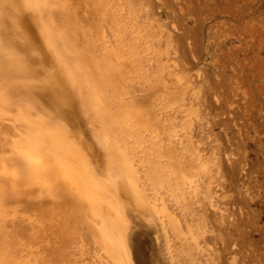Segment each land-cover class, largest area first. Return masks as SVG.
<instances>
[{"label": "rangeland", "instance_id": "374dc122", "mask_svg": "<svg viewBox=\"0 0 264 264\" xmlns=\"http://www.w3.org/2000/svg\"><path fill=\"white\" fill-rule=\"evenodd\" d=\"M37 3L66 62L94 68L95 80L104 81L106 89L100 101L108 100L116 115L128 113L137 135L121 133L124 145L112 135L107 139L110 146L128 150L143 204L114 185L121 180L105 165L97 122L71 113L91 143L93 165L58 121L63 119L29 99L3 95L0 211L9 216L0 227L17 250L10 260L3 254V264H264V0ZM20 24L30 45L15 49L41 70L39 80L51 78L58 65L43 49L37 25ZM1 25L20 27L9 21ZM99 114L103 119L104 110ZM52 150L60 151V160L50 157ZM66 171L100 187L56 176ZM182 175L184 181L189 176L191 183L185 184L194 185L186 191L193 190L176 198L174 180L180 184ZM55 176L82 189L87 199L86 189L101 194L95 197L111 206L121 244L112 248L102 237L94 245L89 232H76L66 212L64 231L54 232L55 211L63 204ZM157 181L163 188H155Z\"/></svg>", "mask_w": 264, "mask_h": 264}, {"label": "bare ground", "instance_id": "6f19581e", "mask_svg": "<svg viewBox=\"0 0 264 264\" xmlns=\"http://www.w3.org/2000/svg\"><path fill=\"white\" fill-rule=\"evenodd\" d=\"M37 4H39L37 3V0H0V98L3 95L12 96V97L17 95V96H20L24 100H28V99L31 100L36 106L42 108L43 111L54 114L55 117L58 116L61 119H63V121L59 119L58 121L69 129V137H71L70 139L77 146L80 153L82 154L87 153L89 155V158L93 165L95 164L96 160L93 157H91V154L93 155L92 149H91V143L87 142L85 138L83 137V135L81 136L79 130L77 129V126L74 125L73 119H75V117L71 113L79 111L84 117L86 118L89 117L90 122H94V121L97 122L99 125H97L96 142L101 147L104 148L105 156H106V159H104L105 165L107 167L114 168L117 173L116 175H118V177L121 180L120 183H116L114 185H116L121 190L122 194H123V191L125 192V194H130V195L132 194L133 200L136 203V205H142L143 204L142 197L139 191L136 189V185H135L137 175L135 173V170L131 168V165L129 163V156L127 154L128 150L126 149V147L119 149L117 146H114L115 148L113 146H110L109 141L107 139L109 135H112L116 141H122V144L124 145L125 142H124V139L121 133L130 132V134L132 135H137V134L132 133L131 131V126H129V122H128L130 118L128 117V115H126L128 113L121 114L122 113L121 112L120 115H116L113 112H110L111 110L110 104L106 98L105 99L107 101L105 100L100 101L101 100L100 95L102 94V92L106 91V89L103 83L104 81L101 82L99 79L95 80V78H97L96 76L97 73L94 68L92 67L83 68L82 66H77L76 64L74 66L66 62V60L63 58L64 53L61 52V49L58 48L54 38L53 37L51 38L48 26L46 25L45 20H44L45 16L41 15V12ZM26 9L29 10L27 11V13L25 11ZM27 20L32 21L33 23L37 25V28L39 30V35L42 39V43L44 46L43 49L48 54H50L56 59V64L58 65V68H56L50 73L46 72V73L51 74V78H45V79L39 80L38 74L41 73V70L33 68V65H30V63L25 61L24 58L21 59V56L19 55L18 51L15 49L14 45L19 46L23 49L28 48L30 45L28 44L29 38L24 35V32H23L24 30L22 29V25L20 24V23L26 22ZM5 21H9L12 24H18L20 25V27L17 29L15 28L9 29L1 25ZM25 27L26 25L24 26V28ZM20 33H23V36ZM9 37H11L12 39H9ZM59 38L62 39V42L67 41V37L63 33L59 32ZM74 53L76 52L74 51ZM4 56H7V57L4 58ZM87 64H88V61H87ZM17 82L21 84L20 88L15 86ZM53 82L56 85L55 89H53L52 87ZM48 96L50 97V99L47 98ZM104 97L105 96H103V98ZM73 109L76 111H73ZM100 110H104L103 119L100 118V114H99ZM42 140H44L43 142L45 143V145L46 144L48 146L50 145L49 143L51 141L46 136H44ZM167 146L170 147V143ZM171 148H173V146H171ZM50 153H51L50 157L53 160H60L61 153L59 150H58V153L60 155L57 153L56 150H52V152ZM66 154H67V157H69V154L68 153ZM138 154H139V150H138ZM63 158L64 157L61 156V159ZM160 162H163V161H160ZM143 164L144 166L146 165V163H143ZM140 168L142 169V166ZM138 169H139V166L137 167V170ZM155 171L157 172V169ZM161 172H163V169ZM159 174H156V176L157 175L159 176ZM59 175L60 177L65 176L67 177V179L71 178V179L77 180L80 183L85 184V186L87 185L88 188H91L94 190H97L100 187V185L94 182L91 178L84 176L82 174H79V173L71 174L70 172L66 171L56 176H59ZM141 176H143V174ZM158 176L157 178L161 177V176L159 177ZM185 177L188 179L189 176L187 177L186 175ZM63 178L64 177H62L61 179ZM57 179L58 178L56 177V181L53 183L55 184L54 186L57 187V191L59 192L60 197L62 198L61 200L63 201V204L61 205V207H59L55 211L56 215H58L56 222L59 224H57L55 227L52 225L54 227L53 228L54 232L56 234H61L64 231L65 225L67 224L66 215L69 214L74 219L73 224H74V228H76L77 231L75 229L74 230L77 233H81V234H83L84 232H89L92 237L90 241L92 240L94 245L95 243H97L98 240L100 241L102 237L108 240L107 243L110 244V247L113 245L115 248L116 245L121 244L120 242L121 238L119 239V234L118 232H116L118 229L117 228L118 225H116L115 215H114L112 208H110L111 206L109 207L105 202L97 200L95 197V195L100 196L101 194L95 191L93 192L92 190L85 188L87 195L90 196V198L87 199L82 194L83 193L82 189H79L76 185H72L70 183H69V186H67L66 183H63L64 181H60ZM183 179L184 178L182 175V179L180 180L184 181ZM187 179L185 181H188V183L190 184L191 182ZM159 180H162V177ZM178 181L179 180H177L176 182L174 180L175 184L173 183L174 184V188H173L174 192L172 193L173 196H175V194L178 195V193L182 195L184 191H185L184 193H186L187 191H189V193L190 191L192 192L193 189L188 190V189H191L188 187H191L192 184L188 185L187 182L185 184V181H184L182 185H180L182 181H180V184L178 183ZM161 182L162 181L158 183L157 181L158 184L156 183L157 186L154 185L156 186L155 188L157 189L158 187L161 188L164 185L163 184L161 186ZM53 183L51 184L53 185ZM2 188L3 187L0 184V201L4 202L5 195L3 196ZM166 188L169 189L170 191L172 190L168 187ZM186 188H188L187 191H186ZM180 202L178 201V205L180 204ZM180 209L182 208L180 207ZM69 215L67 216L70 218ZM7 216L9 215L0 211V226L5 225V221H6L5 219H7L6 218ZM12 217H14L13 214H12ZM120 219L122 220V218ZM60 226H63V227L61 228ZM110 226H111V230H108ZM4 230H5V227H0V244H1L0 264H3L5 257H8L10 260L11 257L15 256V253L17 252L16 248L12 246L14 239H11V237H8V234L5 233V231L7 232V230L5 231ZM61 238L62 237L60 235L59 239ZM61 240H63V238ZM3 254L5 257H2ZM18 263L19 262H17V264Z\"/></svg>", "mask_w": 264, "mask_h": 264}, {"label": "snow or ice", "instance_id": "6c2138e0", "mask_svg": "<svg viewBox=\"0 0 264 264\" xmlns=\"http://www.w3.org/2000/svg\"><path fill=\"white\" fill-rule=\"evenodd\" d=\"M52 87H53V89H55V87H56V85H55V83H54V82L52 83Z\"/></svg>", "mask_w": 264, "mask_h": 264}]
</instances>
